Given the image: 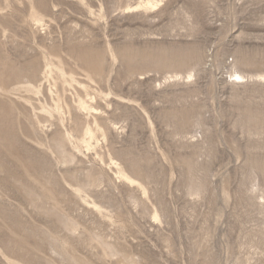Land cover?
<instances>
[{
	"label": "rangeland",
	"instance_id": "1",
	"mask_svg": "<svg viewBox=\"0 0 264 264\" xmlns=\"http://www.w3.org/2000/svg\"><path fill=\"white\" fill-rule=\"evenodd\" d=\"M145 1L0 0V264H264V0Z\"/></svg>",
	"mask_w": 264,
	"mask_h": 264
},
{
	"label": "bare ground",
	"instance_id": "2",
	"mask_svg": "<svg viewBox=\"0 0 264 264\" xmlns=\"http://www.w3.org/2000/svg\"><path fill=\"white\" fill-rule=\"evenodd\" d=\"M36 4L38 5V2H36ZM145 5H149L150 6V5H153V3L147 0V1H145ZM144 7H146V6H144ZM231 76L234 77L235 79H239V80L243 78V75L237 70H234L233 73L231 74ZM26 88L27 89H31L32 91H34V88L31 87V86H26ZM78 105L81 108H86L85 102H83L80 98L78 99ZM56 109H59V107L57 105H56ZM125 177L129 178L127 176H125Z\"/></svg>",
	"mask_w": 264,
	"mask_h": 264
}]
</instances>
